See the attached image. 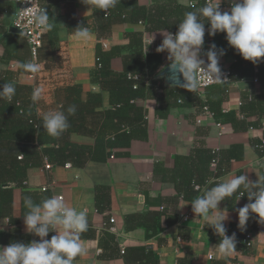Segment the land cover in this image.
<instances>
[{
	"label": "crops",
	"instance_id": "0c3cea01",
	"mask_svg": "<svg viewBox=\"0 0 264 264\" xmlns=\"http://www.w3.org/2000/svg\"><path fill=\"white\" fill-rule=\"evenodd\" d=\"M202 1L205 0H138V3L146 7L161 4L189 7ZM40 3L47 7L57 25L44 37L39 56L42 70L32 77L18 64L31 60V52L24 35L13 29L17 13L15 0H0V79L12 82L19 92L18 98L26 107L31 106L40 119L60 105L67 109L74 104L76 113L68 117L69 128L60 135L59 144H76L77 148L62 164L50 163L39 150L35 159L22 161L29 167L24 186L3 183L4 188L14 189L10 205L0 210V229H3L0 247L39 239L25 230L23 202L26 197L34 200L46 194L61 195L70 207L86 211L89 227L81 234L86 254L78 256L74 264H264V224L250 213L245 229L238 228L236 209L249 202L247 196L238 202L234 197L223 201L220 208L228 210L227 235L235 233L242 239L253 232V246L245 249L239 245L237 251L224 256L212 249L220 238L195 217L191 202L179 197V190L171 179L175 168L178 183L180 178L189 175L195 180L207 179L199 171L205 168L203 161L209 162V158L203 156L206 159L195 161L201 155L197 151L201 150L222 152L221 168L226 172L211 182L213 186L214 182L240 174H247L252 182L264 177V153L259 150L264 142V111L258 110V104L264 103V64L258 74L259 63L253 65L243 60L229 47L224 33L210 37L205 27L203 46L211 38L217 50H224L220 57L224 65L239 71L241 77L231 85L216 84L199 94L197 89L166 85L164 79L157 78L170 63L167 52L156 51L163 39L159 33L166 30L175 34V22L170 23L169 29L153 31L146 30L141 23L125 22H116L109 29L101 30L100 14L96 15L91 7L88 10L81 0H46V3L40 0ZM230 3L231 0H222L221 11L228 10ZM80 24L90 29L87 41L71 35ZM136 33L143 34L144 54L160 56L154 77L160 84H153L152 91L165 98L160 102L151 95L138 102L143 111L132 113L135 120L128 122L127 132H131L132 140L116 148L112 159L108 152L102 154L96 148L106 122L105 112L114 108L109 88L101 82L109 75L101 72L98 49L115 52L111 70L120 74L124 71V57L134 51L129 45L130 36ZM200 55L206 63L205 55ZM255 77L258 83L254 82ZM37 87L41 89L40 100L27 102ZM96 96L100 104L94 101ZM206 102L210 108L225 114L206 118L203 124H198ZM218 122L222 123V133ZM18 151L13 157L22 160L24 154ZM179 157L189 159H182L177 167ZM46 163L52 165L50 170L45 169ZM69 163L70 168L66 167ZM8 184L14 186L8 187ZM43 188L47 190L44 192ZM189 213L190 219L185 221L183 217ZM258 225H263L261 230H257ZM112 226L117 232L110 229ZM53 235L54 232L49 233L47 239ZM147 255H152V262H147Z\"/></svg>",
	"mask_w": 264,
	"mask_h": 264
},
{
	"label": "clouds",
	"instance_id": "9594fccd",
	"mask_svg": "<svg viewBox=\"0 0 264 264\" xmlns=\"http://www.w3.org/2000/svg\"><path fill=\"white\" fill-rule=\"evenodd\" d=\"M119 2L81 0L88 10L90 7L108 10ZM221 3L222 0H208L203 7L193 5L194 10L185 12L183 20L177 24L175 34L166 30L159 33L163 39L156 51L168 53V67L177 73V77H183L182 87L185 89L195 90L198 87V70L208 74L211 69L213 78L221 79L219 58L224 55L223 49L217 50L215 44L211 45L206 53L207 68L203 67L205 61L200 54L206 24L209 26L210 37L224 33L229 47L243 60L253 65L264 60V0H231L230 8L224 11H221ZM30 23H34L44 33L57 25L55 18H50L47 7L34 13ZM90 34V29L84 24L71 31V35L81 41H87ZM18 64L24 73L36 74L41 70L40 63L31 60ZM15 94L16 88L12 82L4 83L0 88V99H6L9 104ZM40 98L41 89L37 87L33 89L31 99L36 103ZM76 110L73 104L67 109L60 105L55 110L47 111L42 117L43 129L49 136L59 137L69 128L68 117L75 115ZM244 196H247L249 202L236 209L238 228L243 231L250 213L258 217L259 223L264 224V177L252 182L247 174L233 176L206 189L190 203L195 217H199L220 238V242L212 249L224 256L235 250L236 236L235 233L227 235L225 222L229 214L226 208H220V204L233 197L238 202ZM24 204L27 209L23 215L25 230L39 239L27 244L12 242L0 247V264H74L78 256L86 254L81 239V234L89 227L85 210L78 211L70 207L61 195L46 197L38 204L31 197H26ZM52 232L55 235L47 239Z\"/></svg>",
	"mask_w": 264,
	"mask_h": 264
},
{
	"label": "trees",
	"instance_id": "16d2710c",
	"mask_svg": "<svg viewBox=\"0 0 264 264\" xmlns=\"http://www.w3.org/2000/svg\"><path fill=\"white\" fill-rule=\"evenodd\" d=\"M206 1H202L199 4H193L195 7H203ZM193 5L189 7L174 5L172 7L161 4L158 6L146 7L138 3V0H120L114 8L108 10L95 9V14H100L102 22L100 29H109L116 22L143 24L148 31L161 30L164 28L169 29L170 23L175 22L176 25L180 23L185 12L193 11ZM205 27H209L207 24ZM142 33L132 34L130 36V48L134 51L132 55L126 56L123 59L124 71L120 74L114 73L111 70V60L116 56L114 51L103 52L98 49V64L102 73H107L108 79L102 81L105 88H109L110 103L114 107L105 112L106 122L103 125L101 137L97 138L96 148L99 152H104L111 155H115V149L123 145H128L132 140V136L128 129V122L135 120L131 114L134 112L141 114L143 107L138 105L140 100H145L148 96L155 95L161 102L165 97L156 95L153 90V84H160V81L154 80L157 75V70L160 65V56L146 55L143 51L142 45ZM206 38H209L208 36ZM211 39V38H209ZM264 64V60H261L258 64V74L261 72V65ZM233 73V79L238 80L241 77V73L237 70H231ZM6 78L0 79V88L4 83H8ZM219 85V84H218ZM221 85V84H220ZM213 86V85H212ZM161 88L162 84L160 85ZM16 88V87H15ZM71 90V89H70ZM75 91H77L75 89ZM169 94V92H168ZM19 92L16 89V94L13 97L11 104L6 99H0V210L6 205H10L13 196L14 188H4L2 185L6 182H11L16 187L24 186L27 178L28 164H22L23 160H33L37 157L38 151L47 156L50 163L62 164L68 157L70 158L71 152L77 148L76 144L66 143L59 144V137H51L42 127V119L36 114L31 106L26 107L23 101L18 98ZM252 97H249V101ZM27 102L32 101L30 95L26 99ZM96 103L100 104V98L97 96L94 98ZM253 102V101H252ZM253 106V105H252ZM208 107L210 111L214 113V116L219 114H225L222 110H214L210 108V105L203 104V107ZM259 111H264V103L258 104ZM257 110V111H258ZM2 118V119H1ZM7 119V120H3ZM138 121L141 118L137 117ZM137 121V120H136ZM221 123V122H219ZM222 124V123H221ZM112 133V134H111ZM106 134L111 137H106ZM22 144L23 147L19 145ZM24 154L22 160H17V156L13 157L15 151ZM260 152L264 153V142L260 145ZM16 153V152H15ZM17 153V155H18ZM68 153V154H67ZM201 153L198 156V163L204 157L209 158V162L205 163V168L200 169L199 175L204 174L201 180L192 179L193 175L180 178V182L176 181L177 174L176 168L172 172L171 179L175 183L176 188L179 190V197H182L186 201L192 202L198 195H202L203 192L210 188L211 182L216 177L224 174L225 169L221 168L222 152L210 150L197 151ZM204 156V157H203ZM102 159L103 157H94ZM187 160L189 158L179 157L177 159V167L181 163V160ZM216 161L217 166L212 168V163ZM7 165H11L7 168ZM176 167V166H175ZM215 184L217 182H214ZM179 184H182L180 187ZM210 184V186H209ZM199 186L201 189L197 190ZM45 192V191H44ZM49 197L46 194L42 198L34 199V203H40L44 198ZM245 197V196H244ZM163 210V209H162ZM27 212L25 204L23 202V214ZM130 228H133L130 226ZM238 248V247H237ZM152 255H147L145 259L147 262H152Z\"/></svg>",
	"mask_w": 264,
	"mask_h": 264
},
{
	"label": "built area",
	"instance_id": "2783aa9c",
	"mask_svg": "<svg viewBox=\"0 0 264 264\" xmlns=\"http://www.w3.org/2000/svg\"><path fill=\"white\" fill-rule=\"evenodd\" d=\"M205 1L208 2V0ZM15 3L17 6V13L15 16V20L13 22V28L17 29L27 39L31 52V61L40 63V65H42L39 56H40V50L43 47L44 37L47 33L41 32L39 29L35 27V24L30 23V21L32 20L34 13L38 12L39 9L42 8L43 6L41 5L40 0H28V2H23V0H15ZM29 7L31 8L28 11H23V10H27ZM211 45H213L212 39H210L209 42H207V44L204 45L203 48L201 49V53L204 54L206 57V63H204L203 65L205 69L207 68V63H208L206 53L211 47ZM219 67L221 69V77H220L221 79L213 78V74H211L212 73L211 69L208 70V74L204 73L203 71H199V70L197 71L196 76L198 81V87L196 89L199 94L203 93V91L206 88L212 85H216V84L231 85L235 81L233 79V73L231 69H229L228 67H226V65H224L221 58H219ZM41 70L38 73H40ZM38 73L36 74L28 73V74L34 77ZM253 80L255 83H258L259 81L257 77H255ZM213 117H215L214 113L210 111L208 107H204L201 116L197 120V123L203 124L206 118H213ZM217 127L221 129L220 133H222L223 130L222 124L218 122ZM111 158L114 159V156H111ZM216 166H217V162L214 161L212 163V168L215 169ZM51 167H52L51 164L46 163L45 165L46 170H50ZM66 167L70 168L71 164L70 163L67 164ZM196 189L200 190L201 188L197 186ZM46 190L47 188H43V191ZM190 216L191 214L189 213L185 215L183 219L187 221L188 219H190ZM110 222L115 223V219H111ZM262 227L263 225H258L257 230H261ZM110 229L112 231L117 232L115 226L110 227ZM239 245L244 246L245 249H251L253 246V232L247 233L245 237L242 239L236 237V248L234 252L237 251V247Z\"/></svg>",
	"mask_w": 264,
	"mask_h": 264
},
{
	"label": "water",
	"instance_id": "95a60500",
	"mask_svg": "<svg viewBox=\"0 0 264 264\" xmlns=\"http://www.w3.org/2000/svg\"><path fill=\"white\" fill-rule=\"evenodd\" d=\"M15 31L19 32L17 29L13 28ZM20 33V32H19ZM177 73H175L174 71L170 70L169 67L167 66L158 76V79H164L166 85H182L183 83V77H177ZM8 187L14 186L11 184L6 185Z\"/></svg>",
	"mask_w": 264,
	"mask_h": 264
}]
</instances>
